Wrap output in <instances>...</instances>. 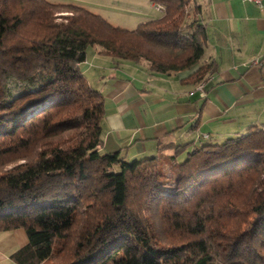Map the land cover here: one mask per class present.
I'll return each mask as SVG.
<instances>
[{
	"label": "trees",
	"instance_id": "16d2710c",
	"mask_svg": "<svg viewBox=\"0 0 264 264\" xmlns=\"http://www.w3.org/2000/svg\"><path fill=\"white\" fill-rule=\"evenodd\" d=\"M152 1L163 16L129 30L74 3L0 0V231H26L18 264H264L263 127L183 160L102 150L104 94L80 69L90 46L196 85L214 71L200 5Z\"/></svg>",
	"mask_w": 264,
	"mask_h": 264
},
{
	"label": "crops",
	"instance_id": "0c3cea01",
	"mask_svg": "<svg viewBox=\"0 0 264 264\" xmlns=\"http://www.w3.org/2000/svg\"><path fill=\"white\" fill-rule=\"evenodd\" d=\"M195 2L208 32L201 63L214 64L204 96L184 81L192 71L154 73L146 61L118 63L98 47L80 64L104 94L103 151L134 160L181 149L183 160L194 146L264 128V0ZM27 243L22 228L0 231V264H18L11 255Z\"/></svg>",
	"mask_w": 264,
	"mask_h": 264
},
{
	"label": "rangeland",
	"instance_id": "374dc122",
	"mask_svg": "<svg viewBox=\"0 0 264 264\" xmlns=\"http://www.w3.org/2000/svg\"><path fill=\"white\" fill-rule=\"evenodd\" d=\"M52 2L62 3H74L83 6L95 13H98L108 19L112 24L122 27L124 29H135L142 22L158 19L163 16L162 10L158 9L152 0H50ZM161 6V5H160ZM193 12L191 16H193ZM95 48L90 46L88 48V57H91V50ZM112 56L107 55V58ZM91 60V59H90ZM89 62V60H86ZM93 61V60H91ZM94 63V61H93ZM84 68V64L82 66ZM91 77V74L89 72ZM92 80V78H90ZM94 87H97L95 82H92ZM10 92L13 95H17L20 92L19 85L14 80H9ZM104 121V120H103ZM169 163V162H168ZM164 165V172L166 176H169V180L172 182L167 183L166 188H172L174 185L173 175L174 169L170 168L171 164ZM1 164V163H0ZM16 164V163H14ZM13 163L7 165L4 169L10 168ZM0 168L2 166L0 165Z\"/></svg>",
	"mask_w": 264,
	"mask_h": 264
},
{
	"label": "built area",
	"instance_id": "2783aa9c",
	"mask_svg": "<svg viewBox=\"0 0 264 264\" xmlns=\"http://www.w3.org/2000/svg\"><path fill=\"white\" fill-rule=\"evenodd\" d=\"M251 1H254V2L257 3V4H261V1H262V0H251ZM156 7H157L158 9L162 10V12L164 13V8H163L162 6H160V5H156ZM254 63H255V64L258 63V60H255ZM204 86H205V82H202V83L198 84L197 87H196V89L200 92V94H201L202 96L205 95V87H204Z\"/></svg>",
	"mask_w": 264,
	"mask_h": 264
}]
</instances>
